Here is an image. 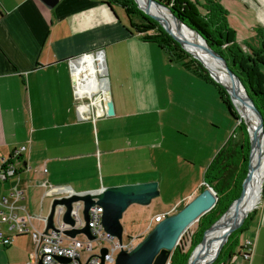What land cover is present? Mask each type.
<instances>
[{"label":"crops","instance_id":"obj_1","mask_svg":"<svg viewBox=\"0 0 264 264\" xmlns=\"http://www.w3.org/2000/svg\"><path fill=\"white\" fill-rule=\"evenodd\" d=\"M104 1L60 0L53 9H47L39 0H0V161L15 148L26 147L22 156L25 170L18 179L0 184V197L16 184L25 196L20 204L36 218L39 230L44 224L38 218L48 215L51 203L50 198H43L45 188L39 186L45 181L78 193L156 182V199L165 200L163 191L174 176V170L170 171L175 164L167 129L176 114L170 83L175 82L186 100L192 95L189 105H180L187 108L186 112L198 119L205 116L214 124L215 113L222 121L225 117L217 94L183 68V61L169 62L165 52L153 44L129 42L134 35L124 29L127 22L114 9L119 21ZM218 2L227 12L236 42H247L243 51L253 50L249 45L253 44L254 51L261 52L257 48L258 42L264 41V0ZM96 50L105 56L109 83L101 87L97 80L93 92L109 89L113 115H105L102 93L101 101L95 99L81 119L74 108L68 61ZM199 124L206 123L202 120ZM157 127L159 134H148L143 141L145 129L156 131ZM205 140L209 143L207 137ZM225 140H214L212 147L204 143L208 147L206 161L197 172H201L202 180L180 201L187 204L198 195L204 172ZM144 148L153 151L147 158L141 153ZM42 168L46 174L40 172ZM45 200L49 201L46 212ZM161 203L168 207L171 202ZM19 215L23 217L22 212ZM253 221V234L240 243L234 263H230L231 258L228 264H264V195ZM2 231L10 235L4 227ZM32 243L28 235L15 237L10 246L0 247V264H32ZM247 243L251 244L250 253L244 247ZM245 253L248 259L240 255Z\"/></svg>","mask_w":264,"mask_h":264},{"label":"trees","instance_id":"obj_2","mask_svg":"<svg viewBox=\"0 0 264 264\" xmlns=\"http://www.w3.org/2000/svg\"><path fill=\"white\" fill-rule=\"evenodd\" d=\"M154 1L169 8L179 20L189 28L195 30L214 52L223 57L228 68L238 77L259 111L262 117L264 131V79L261 75V68L264 67V58L261 56V52H255L251 49L249 52H245L238 46L235 40V33L227 23V12L222 5L217 0H203L202 3H199L197 0L193 2L188 0ZM103 3L109 10H113L111 11L113 14L115 12L112 5L121 8L127 22L124 29L127 30L128 35H135L142 42L155 45L168 55L169 62L174 60L183 61L185 66L191 69L204 83L214 85L220 103L226 109L230 120L232 121L233 119L238 122L237 128L239 129V138L241 139H238L234 143L227 141L212 158L203 175V185L199 193L207 187L210 188L217 198L215 206L209 212L202 215L196 222V230L192 236L189 249L184 251L179 246L180 242H178V245L170 254L167 263L187 264L191 252L202 241L205 231L240 196L242 182L246 176L248 166L249 138L247 129L243 121L239 122V116L226 91L220 85L216 84L201 64L188 55L156 21L141 12L133 0H105ZM115 17H117L116 14ZM118 20L120 21V19ZM201 44L204 46L202 42ZM256 200L258 202L257 198ZM184 206L185 204L179 206L174 214L179 212ZM258 210L259 207L252 210L244 220L243 225L229 236L228 241L223 246L213 264L218 262L221 253L230 240L236 234L243 233L247 229L249 222L257 216ZM240 255L246 259V254ZM232 256L234 255L230 254L228 257V263Z\"/></svg>","mask_w":264,"mask_h":264},{"label":"water","instance_id":"obj_3","mask_svg":"<svg viewBox=\"0 0 264 264\" xmlns=\"http://www.w3.org/2000/svg\"><path fill=\"white\" fill-rule=\"evenodd\" d=\"M60 0H39L47 9H53ZM148 5H153L159 10L167 11L170 16L175 21L176 27L180 32V36H174L158 19L157 17L151 15L148 11L142 9L136 0L133 2L136 4L137 8L143 12L146 16L156 21L164 31L175 41L177 42L180 47L190 55L194 60L199 62L201 66L208 72L210 78L218 85H220L228 94L229 99L239 116V122L243 121L249 138V155H248V166H247V173L242 182V190L240 196L234 200L228 209L221 215V217L214 222V224L205 231L202 241L193 249V251L199 247L203 242L206 233L211 231L219 220L223 218V216L227 213L232 205L240 200L242 195L245 192V185L249 183L251 180L252 169H251V159H252V150H253V142H252V134L250 131V126L246 118H243L239 113L238 109L236 108L233 98L240 97L243 99L244 103L247 105L251 113L254 114L257 123L258 129L260 133V138L262 142V152H261V159L264 165V131H263V121L262 117L255 107L252 99L249 97L246 89L238 79V77L228 68L226 61L223 59L222 56L214 52L206 43V41L193 29L189 28L185 25L181 20H179L169 8L159 4L154 0H144ZM113 11L112 9H110ZM115 16V14H113ZM117 18V17H116ZM187 30L189 33L193 34L200 40L204 46L207 54L209 56H213L217 59V61L222 64L225 70V75L231 81H236V88H229L224 83H222L219 78L215 77L211 72L208 65H206L200 58L191 54L190 51L185 46L186 39L183 36L182 32H186ZM188 43V42H187ZM189 44V43H188ZM104 106H105V115L112 116L113 115V102L111 99V95L109 89L104 92ZM262 179L260 181V186L258 189L257 199L258 202H254L248 210L244 212L239 222L232 227H230L225 234L220 238L219 244L217 246L216 252L213 254L211 259L206 264H213L216 258L218 257L220 251L222 250L223 246L229 239V236L235 232L238 228H240L244 220L247 218L248 214L258 208V204L260 200L263 198V184H264V172L262 174ZM73 191V190H72ZM159 196V192L157 190V183L156 182H146V183H139V184H128L122 186H113L108 188H103L98 191L94 192H82L78 193L73 191V194L68 198H59L53 199L50 203L49 213L47 216V225L45 228V233L48 230H56L53 224V214L56 206H63L65 208V213L63 215V223L69 226L74 225V221L71 218V210H72V203L81 202L83 205V219L85 221V226L81 229H73V230H66L63 232L64 235L74 238L76 235L83 234L89 240H93L95 237L91 234L90 229L88 227L89 222V209L93 206H99L102 208L103 212L101 215V225L103 230L117 238L119 243L122 241L123 235V227L121 225V219L123 213L131 206V205H139V206H148L153 199H156ZM217 198L215 193L210 189L206 188L202 192H200L197 196H195L190 202H188L179 212L176 214H172L166 216L161 222L157 223L148 233L147 235L136 244V246L130 250L125 251L121 250L115 259L114 264H167L170 258V254L178 245V242L183 235V233L198 219L204 215L205 213L209 212L216 204ZM190 254V257L193 253ZM106 255V250L102 249L101 251V264H104L103 258ZM190 257L187 261L189 264ZM63 263H68L69 260L65 258L60 259ZM228 264V261H227Z\"/></svg>","mask_w":264,"mask_h":264},{"label":"built area","instance_id":"obj_4","mask_svg":"<svg viewBox=\"0 0 264 264\" xmlns=\"http://www.w3.org/2000/svg\"><path fill=\"white\" fill-rule=\"evenodd\" d=\"M101 54L103 55L102 50H96L68 61L74 83V101L77 102L75 111L81 119L87 116V111L93 106L91 104L96 102L95 99L101 101L100 97H102V93L104 94V92L91 91L89 88L92 86V83L89 86L81 84V92H79L75 84L76 78L72 72L74 69L73 63L86 56H91L93 57L94 67H96V77L104 78L107 72L103 75L99 74L100 61L98 58ZM84 81L82 80L80 82ZM25 151L26 147L20 146L19 148H15L8 158L0 161V184L10 179L19 178V175L25 170L22 163V156ZM40 172L46 174L47 170L42 168ZM39 186L46 190L43 198H50L51 201L53 199L68 198L73 194V191L67 186H51L47 181L41 182ZM24 198L23 192L16 184L8 189L5 196L0 197V247L10 246L17 236H30L34 245V252L31 255L32 264H101L102 249L106 250V255L103 258L104 264H114L116 256L121 250L130 251L136 246L134 239H128L124 242L122 237V241L119 243L116 237L111 236L103 230L101 225L103 210L99 206L91 207L88 212V227L91 234L95 237L93 240H89L83 234L76 235L74 238L64 235L63 232L66 230L81 229L85 226L82 213L83 205L81 202L72 203L71 218L74 221L72 227L63 223L65 208L59 205L56 206L53 214V224L56 230H48L45 233L48 215L45 218H38L44 224V229L39 230L34 223L36 218L32 217L25 206L20 204ZM20 212L23 213V217H20ZM171 213L173 212L170 211L166 214L158 215L152 222L157 224ZM2 227L10 235H5ZM80 235L83 236L84 241L78 240L77 237ZM244 247L247 252H251L250 243L245 244ZM245 254L247 255H245V258L248 259L247 257L249 255L247 253ZM61 258L68 259L69 262H61Z\"/></svg>","mask_w":264,"mask_h":264},{"label":"rangeland","instance_id":"obj_5","mask_svg":"<svg viewBox=\"0 0 264 264\" xmlns=\"http://www.w3.org/2000/svg\"><path fill=\"white\" fill-rule=\"evenodd\" d=\"M190 2H193L194 0H188ZM199 3H202L203 0H197ZM218 1V0H217ZM113 9H115L120 17L121 20H125V15L122 12L121 8L116 5H112ZM232 16L230 15V19ZM129 42H141V40L137 36H133ZM198 42V41H197ZM238 46L245 50V47L247 45V42H237ZM200 44V43H199ZM250 47L254 50L256 46L253 47V44H249ZM201 46V44H200ZM258 51L261 50V56L264 58V41L258 42ZM166 54V53H165ZM166 57L168 59V55L166 54ZM168 61V60H167ZM104 62H105V56H104ZM181 65L183 68L188 69V67L185 66L184 62H181ZM191 74L196 78V74L191 70ZM107 71V70H106ZM196 75V76H195ZM261 75L264 79V67L261 68ZM198 77V76H197ZM108 76L105 75L104 78L99 77L98 78V84L101 87L108 86L109 80ZM207 87L215 92L217 94V90L212 84H207ZM169 90L171 92L170 94V100H172L176 111V114L173 118V123L171 126H169L167 129L170 134V155H172L173 159L175 160L174 168L171 169L170 174L174 170V176H170L168 179L169 186L166 191H163V197L165 200H159V199H153V201L148 206H139V205H131L122 215L121 219V225L123 227V241L126 242L128 239H134L135 243H139L142 237H145L147 233L156 225L154 223H151L152 226H150V230L146 233L148 226L150 225V222L153 221L154 216L158 213H164L168 209L172 208L173 205L175 207L171 210L174 214V212L177 210V208L185 204L183 203L182 199L185 195L189 194L193 188V186L197 183V181L202 180V174L199 172L201 170V167L205 164L206 158L204 153L208 150V147H212L215 142H213L216 139H220L222 137H226V142L230 141V143L237 142L240 136L239 129L237 128V123L232 119V121L229 119V115L226 113V109L221 105L220 100L217 97V102L220 104L223 113L225 115L223 121L220 115L215 113V118L217 124L208 122L207 118L202 117V119H198L196 115L186 112V107H181L180 105L182 103H186L187 105L190 104V99H192V95L190 96V99L186 100V97H182L179 93L175 82L170 83ZM190 91V89H188ZM182 92V91H181ZM194 92V89L190 93ZM183 93V92H182ZM157 104V103H156ZM77 102L74 101V108L76 107ZM161 103L159 102V106ZM153 107H155L153 105ZM229 119V120H228ZM204 121L206 124L200 125V121ZM208 123V125H207ZM155 135L159 134V129L157 127L156 131L154 129H145L143 141L146 140L147 135ZM205 134V135H204ZM209 139V143L206 142L205 138ZM223 146L225 145V143ZM204 143H207L208 147L205 146ZM141 153L145 158L153 151H149L148 149L141 150ZM210 153V149L208 151V155ZM160 198V197H159ZM163 201H169L171 202L168 207L164 206L161 202ZM178 201H180L178 203ZM258 204V206L261 204ZM182 203V204H181ZM186 205V204H185ZM49 207V201L45 200L44 210L46 212V208ZM166 214V213H164ZM248 228L243 233H238L235 235L234 238L230 240V242L225 246L223 252L220 255V258L216 264H224L228 260V257L230 254H237L240 249V243L247 239L248 236L252 235L255 228V221L249 222ZM197 223L195 222L192 224L181 236L179 240V246L184 250H188L190 247L191 239L193 234L195 233ZM40 229L43 228V225H39ZM209 238L213 237V232L209 234ZM78 240L84 241L83 236H78ZM209 239L206 237L205 245L208 244ZM217 241V240H216ZM31 249L34 252V245L32 243ZM31 250V251H32ZM190 257V256H189ZM235 257L232 256V260H230V263H234Z\"/></svg>","mask_w":264,"mask_h":264},{"label":"bare ground","instance_id":"obj_6","mask_svg":"<svg viewBox=\"0 0 264 264\" xmlns=\"http://www.w3.org/2000/svg\"><path fill=\"white\" fill-rule=\"evenodd\" d=\"M136 1L142 9L148 11L151 15L160 19V21H162L165 27L174 36H180V32L176 27L175 21L167 11L159 10L153 5H148L144 0ZM185 31L186 32L182 33L186 41L189 43L188 44L187 42H185V46L188 51H190L191 54L200 58L206 65H208L213 75L219 78V80L224 83L227 87L236 88V81H231L227 78L222 64H220L215 57H211L207 54L205 47L201 44V41L198 40L196 36L189 33L187 30ZM199 43L201 44V46ZM98 59L100 61L99 74L103 75L105 74L103 55H99ZM73 64V74L76 78V82L80 84L79 87H81V84H86L89 86L90 83H92V86L89 89L93 91V89L96 88V83L98 80V78L96 77V67H94L93 64V57L86 56L83 59L74 62ZM79 78L81 79L80 81H85L80 82ZM78 84H76L77 87ZM233 101L241 116L247 119L252 134L253 150L251 159V180L245 185V192L240 198V200L231 206V208L227 211L223 218L218 221L216 226L211 231L206 233L204 242L193 251L189 260V264H206L216 252L220 238L230 227L239 222L244 212L251 207L258 195L260 181L264 172V165L261 159V152L263 146L258 129V123L254 114L251 113L242 98L234 97ZM210 232H213L212 238L208 237ZM206 237L209 239L207 245L204 244Z\"/></svg>","mask_w":264,"mask_h":264}]
</instances>
